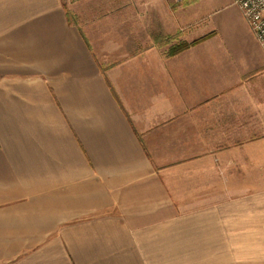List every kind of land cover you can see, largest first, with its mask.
I'll return each instance as SVG.
<instances>
[{
	"label": "crops",
	"instance_id": "crops-1",
	"mask_svg": "<svg viewBox=\"0 0 264 264\" xmlns=\"http://www.w3.org/2000/svg\"><path fill=\"white\" fill-rule=\"evenodd\" d=\"M233 6L0 0V264H264V52L224 39Z\"/></svg>",
	"mask_w": 264,
	"mask_h": 264
},
{
	"label": "built area",
	"instance_id": "built-area-1",
	"mask_svg": "<svg viewBox=\"0 0 264 264\" xmlns=\"http://www.w3.org/2000/svg\"><path fill=\"white\" fill-rule=\"evenodd\" d=\"M233 4L241 10L264 52V0H233Z\"/></svg>",
	"mask_w": 264,
	"mask_h": 264
},
{
	"label": "rangeland",
	"instance_id": "rangeland-1",
	"mask_svg": "<svg viewBox=\"0 0 264 264\" xmlns=\"http://www.w3.org/2000/svg\"><path fill=\"white\" fill-rule=\"evenodd\" d=\"M233 5H234L233 8L232 7L229 8L228 11H233V9L236 8L237 12L235 15L231 14L230 20L227 21L226 27H224L222 33L224 32L223 33L224 39H226L232 44H235L236 43L235 39H237L238 34L243 31V27L247 23V21L245 20L241 10L235 4ZM200 42L201 40H197L196 43L199 44Z\"/></svg>",
	"mask_w": 264,
	"mask_h": 264
},
{
	"label": "trees",
	"instance_id": "trees-1",
	"mask_svg": "<svg viewBox=\"0 0 264 264\" xmlns=\"http://www.w3.org/2000/svg\"><path fill=\"white\" fill-rule=\"evenodd\" d=\"M187 47H189L188 44H186V43H182V44L180 45V47H178V48L176 49V51H179L180 49H181V50H184V49H186Z\"/></svg>",
	"mask_w": 264,
	"mask_h": 264
}]
</instances>
